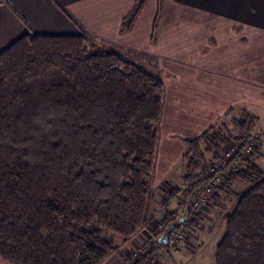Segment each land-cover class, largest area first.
Returning <instances> with one entry per match:
<instances>
[{"label": "trees", "instance_id": "trees-1", "mask_svg": "<svg viewBox=\"0 0 264 264\" xmlns=\"http://www.w3.org/2000/svg\"><path fill=\"white\" fill-rule=\"evenodd\" d=\"M145 1H135L123 29ZM163 97L158 74L95 46L83 30L24 34L0 51V260L101 264L118 253L129 264H148L160 244L131 259L118 252L114 238L127 241L150 220ZM256 120L243 112L231 119L233 128L221 121L185 139L181 183L168 186L187 203L216 173L226 174L227 185H212L205 206H216L212 213L224 223L213 264H264ZM251 137L254 145L245 155ZM232 143L234 151L222 159ZM238 164L242 169L233 170ZM236 182L244 188L234 189ZM224 191L236 196L229 209L220 201ZM205 208L186 215L184 230L205 232ZM164 210L167 226L177 216Z\"/></svg>", "mask_w": 264, "mask_h": 264}, {"label": "crops", "instance_id": "crops-1", "mask_svg": "<svg viewBox=\"0 0 264 264\" xmlns=\"http://www.w3.org/2000/svg\"><path fill=\"white\" fill-rule=\"evenodd\" d=\"M135 1L0 0V51L24 34L77 35L83 30L98 46L126 59V51L149 56L155 70L147 69L157 73L164 85L157 152L165 136L168 149L180 144V158L185 139L226 114L236 112L238 118L250 112L257 123L264 118V0H146L130 27L123 29ZM179 110L185 114L182 120L173 115ZM166 113L172 114L169 120ZM260 148L264 145L260 144L256 162L264 168ZM174 153L170 157H176ZM233 185L244 188L238 182ZM209 218L217 220L212 213L205 219ZM209 231L193 236L213 235ZM198 247L193 264H204L203 247ZM184 251L188 250L178 253L180 262L185 260ZM101 264L129 263L113 253Z\"/></svg>", "mask_w": 264, "mask_h": 264}, {"label": "rangeland", "instance_id": "rangeland-1", "mask_svg": "<svg viewBox=\"0 0 264 264\" xmlns=\"http://www.w3.org/2000/svg\"><path fill=\"white\" fill-rule=\"evenodd\" d=\"M90 41L95 45L98 46L99 43L94 39L91 38L90 36H88ZM107 47V46H106ZM126 54L128 55V59L129 61H132L134 63H137L139 65H145L144 67L147 68L146 66H148V68L150 69H154L155 70V65L151 64V58L149 56L146 57H141L138 56L140 53L138 52H128L126 51ZM142 55V54H140ZM142 60V61H141ZM148 69V70H150ZM151 71V70H150ZM153 72V71H152ZM155 73V72H154ZM157 74V73H156ZM165 74V72H164ZM165 82L167 87L169 86V79L165 78ZM172 90V89H171ZM175 90V89H173ZM169 107V105H167ZM170 108V107H169ZM176 107H173V109H175ZM258 113V112H256ZM185 115L184 113H182V111H175V113H173L174 117H178L177 120H182V116L181 115ZM253 114V113H251ZM227 115V116H226ZM224 116L223 119L217 121L216 123L214 122L213 124H219L221 121H225L226 123L229 124V126L231 128H233V125L231 124V119L235 118L238 113L234 112V113H230V114H226ZM166 118L172 116L171 113H166L165 114ZM175 120V118H174ZM165 126V125H164ZM162 132L165 134L166 130L163 127ZM254 134H256V136H258V142H260V144L264 145V118H261L259 120V122L256 125V129L254 131ZM161 143L158 149V152L156 153V159H155V163H156V168L154 167V175L151 181V185H150V196H149V201H148V214L149 216H151L152 218H150L149 222L147 223V225L140 230L139 232H137L134 236H132L130 239H128L127 241H121L118 239V237H115L114 240L116 242V244L118 245V252H122L125 255H127V257H130L131 259L134 258L136 255L135 254H140L138 251V247L141 246L142 244L149 242V246L154 242V239L162 230V228L160 226H165L164 221L162 220V214L158 215V216H154L157 211H164L163 208L165 207V209H167L169 207V209H173L174 213H172L173 211L168 212V215L170 217H175L176 215L180 214L182 212V209L180 207V197L181 195H171V193L168 192L169 187H176L181 183V174L183 171V167H182V160L179 157L178 154V149L180 147V144L178 143H173L171 145V150L175 151L174 155L176 157L173 158L170 157L172 155V151L170 149L167 148L168 146V141L167 138L165 136H161ZM229 146H231V144L225 146V148H229ZM260 147V146H259ZM164 148H166V152L164 150ZM264 150V148H260V150ZM170 150V151H168ZM261 150V151H262ZM177 151V152H176ZM166 156V157H165ZM165 171V175H161L162 172ZM226 174L221 177V183L223 184L222 186L225 187L227 185L226 183ZM239 188V187H238ZM240 190V189H239ZM235 191V190H234ZM225 195H219L220 197V201L221 202H225L226 207L229 209L232 206V203L235 202V194L233 193H229V191H224ZM166 196V202H168V204H166L164 207L161 206L162 204V197ZM164 200V201H165ZM211 203L214 204V201L210 200ZM219 202V201H218ZM217 204V203H216ZM214 208H217L216 206H212L211 207H206V211L208 214L212 213V211L214 210ZM213 214V218L217 219V220H213L211 221L210 218L209 219H205L204 222L202 223L204 228H205V232L203 231V235H205L206 230H208V228H212L213 231V235H210L208 237L204 236V238L202 237V234H200L197 238H195L193 236V233H189L186 230H184V228L182 229V234L183 237L181 238L180 241H178L177 243H174V245L176 246V248H170L167 249L166 247H157V251L156 254L154 255V262L153 264H193V260L195 259V255L198 252V249L201 247H198L199 245H202L203 249H200V251H203L204 253L202 255H204V260L202 262H204V264H213V253H214V247L215 244L217 242V240L219 239V235L221 234L220 232H222L223 227H224V223L221 220V218L219 216H217V214L214 212ZM162 215V216H161ZM205 215V214H204ZM156 217V218H154ZM212 217V216H211ZM220 233V234H219ZM202 241V243H200ZM187 249L188 251H184V258L185 260L188 259L189 262L184 263V261L180 262V258L178 257V253L182 250ZM201 258V257H200ZM151 261H149L148 264H150ZM0 264H9L6 261L0 260Z\"/></svg>", "mask_w": 264, "mask_h": 264}, {"label": "built area", "instance_id": "built-area-1", "mask_svg": "<svg viewBox=\"0 0 264 264\" xmlns=\"http://www.w3.org/2000/svg\"><path fill=\"white\" fill-rule=\"evenodd\" d=\"M254 136H256V134ZM245 144H246V148L244 150V154L248 155L251 152L252 146L254 145V138L251 137L249 139H246ZM235 147H236V145L234 143H232L231 146H229V148L225 149L224 155H222V157H223L222 159H224V157H227L228 155H230L232 153V151H234ZM214 168H215V164L212 165L211 170L213 171ZM232 168L235 171L242 169L241 166H239V164L236 166H233ZM224 175L225 174L222 172L216 173L215 176L213 177L212 181H211V184L204 187L201 194L197 198L190 200L187 203H180V207L182 209V212L176 216L177 217L182 216L185 211H186V215H188L190 212L192 214L200 213L206 206L208 194L212 192V185L213 186L220 185L221 177H223ZM186 219H187V217L185 216V218L182 221L178 222V224L171 230L167 240L164 243H162L163 247H166L167 249L176 248L174 243H177L183 237L182 229L185 228V225L183 223H184V221H186ZM162 226H163V224H162ZM162 226H160L162 228L160 233L155 238H153L154 242H156L158 244H160L158 242V237L164 232L166 225L164 227H162ZM176 227H179V228L177 229ZM162 245L160 244L161 247H162ZM148 247H149V242L142 244L141 246L138 247L139 253L147 250ZM135 255H137V254H135ZM153 259H154V257H152L150 259V261H151L150 264H153V262H154Z\"/></svg>", "mask_w": 264, "mask_h": 264}, {"label": "water", "instance_id": "water-1", "mask_svg": "<svg viewBox=\"0 0 264 264\" xmlns=\"http://www.w3.org/2000/svg\"><path fill=\"white\" fill-rule=\"evenodd\" d=\"M185 216H186V211L182 216L177 217L173 222H171L165 227L164 232L158 237V242L160 244L164 243L167 240L171 230L178 224V222L182 221L185 218Z\"/></svg>", "mask_w": 264, "mask_h": 264}]
</instances>
